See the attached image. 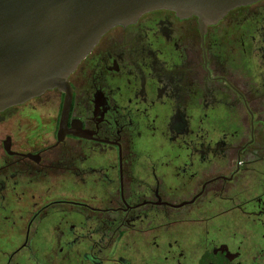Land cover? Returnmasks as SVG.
Segmentation results:
<instances>
[{
  "label": "flooded vegetation",
  "instance_id": "flooded-vegetation-1",
  "mask_svg": "<svg viewBox=\"0 0 264 264\" xmlns=\"http://www.w3.org/2000/svg\"><path fill=\"white\" fill-rule=\"evenodd\" d=\"M0 264H264V0L147 12L0 111Z\"/></svg>",
  "mask_w": 264,
  "mask_h": 264
},
{
  "label": "water",
  "instance_id": "water-1",
  "mask_svg": "<svg viewBox=\"0 0 264 264\" xmlns=\"http://www.w3.org/2000/svg\"><path fill=\"white\" fill-rule=\"evenodd\" d=\"M258 0H0V111L51 89L108 30L158 9L207 24Z\"/></svg>",
  "mask_w": 264,
  "mask_h": 264
}]
</instances>
